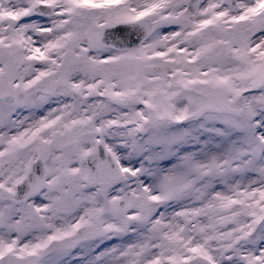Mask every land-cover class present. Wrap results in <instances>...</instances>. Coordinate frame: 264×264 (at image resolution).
<instances>
[{
  "label": "snow or ice",
  "instance_id": "obj_1",
  "mask_svg": "<svg viewBox=\"0 0 264 264\" xmlns=\"http://www.w3.org/2000/svg\"><path fill=\"white\" fill-rule=\"evenodd\" d=\"M0 264H264V0H0Z\"/></svg>",
  "mask_w": 264,
  "mask_h": 264
}]
</instances>
